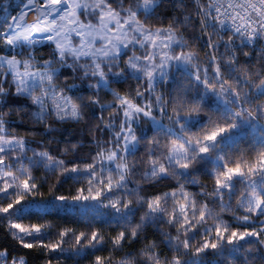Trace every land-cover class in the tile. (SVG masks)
I'll list each match as a JSON object with an SVG mask.
<instances>
[{
    "label": "snow or ice",
    "instance_id": "1",
    "mask_svg": "<svg viewBox=\"0 0 264 264\" xmlns=\"http://www.w3.org/2000/svg\"><path fill=\"white\" fill-rule=\"evenodd\" d=\"M264 264V0H0V264Z\"/></svg>",
    "mask_w": 264,
    "mask_h": 264
},
{
    "label": "trees",
    "instance_id": "2",
    "mask_svg": "<svg viewBox=\"0 0 264 264\" xmlns=\"http://www.w3.org/2000/svg\"><path fill=\"white\" fill-rule=\"evenodd\" d=\"M38 264H40V262H38Z\"/></svg>",
    "mask_w": 264,
    "mask_h": 264
}]
</instances>
